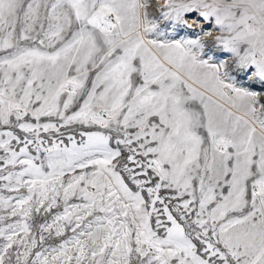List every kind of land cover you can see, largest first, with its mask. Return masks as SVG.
Returning <instances> with one entry per match:
<instances>
[{
	"label": "snow or ice",
	"instance_id": "obj_1",
	"mask_svg": "<svg viewBox=\"0 0 264 264\" xmlns=\"http://www.w3.org/2000/svg\"><path fill=\"white\" fill-rule=\"evenodd\" d=\"M0 264H264V0H0Z\"/></svg>",
	"mask_w": 264,
	"mask_h": 264
},
{
	"label": "rangeland",
	"instance_id": "obj_2",
	"mask_svg": "<svg viewBox=\"0 0 264 264\" xmlns=\"http://www.w3.org/2000/svg\"><path fill=\"white\" fill-rule=\"evenodd\" d=\"M160 2L162 3V0H160Z\"/></svg>",
	"mask_w": 264,
	"mask_h": 264
}]
</instances>
